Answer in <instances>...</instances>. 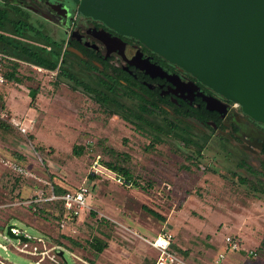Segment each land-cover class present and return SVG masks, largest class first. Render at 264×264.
I'll return each instance as SVG.
<instances>
[{"label": "rangeland", "instance_id": "rangeland-1", "mask_svg": "<svg viewBox=\"0 0 264 264\" xmlns=\"http://www.w3.org/2000/svg\"><path fill=\"white\" fill-rule=\"evenodd\" d=\"M17 77L18 82L0 84V123L8 125H0V232L15 225L92 264H155L156 252L147 240L160 232L171 233L177 264H212L219 252L225 253L223 264H264V194L252 189L264 180L259 157L222 138L203 137L197 130H209L192 120L187 124L203 145L199 153L174 135L140 129L109 114L57 70L21 62ZM31 90L37 91L33 97ZM14 159L26 174L14 175L9 166ZM115 159L141 187H126L111 177L103 162ZM80 185L89 189V207L64 230L36 204H16L37 195L39 188L50 193L56 186L73 190ZM226 235L237 238L243 252L227 251ZM94 237L108 242L99 255L89 244ZM0 243L7 245L0 247L2 262L33 261L1 234ZM63 257V264H83L67 251ZM44 262L52 264L48 258Z\"/></svg>", "mask_w": 264, "mask_h": 264}, {"label": "water", "instance_id": "water-1", "mask_svg": "<svg viewBox=\"0 0 264 264\" xmlns=\"http://www.w3.org/2000/svg\"><path fill=\"white\" fill-rule=\"evenodd\" d=\"M72 1L78 13L137 39L264 124V0ZM12 226L6 234L25 240Z\"/></svg>", "mask_w": 264, "mask_h": 264}, {"label": "flooded vegetation", "instance_id": "flooded-vegetation-1", "mask_svg": "<svg viewBox=\"0 0 264 264\" xmlns=\"http://www.w3.org/2000/svg\"><path fill=\"white\" fill-rule=\"evenodd\" d=\"M0 1L21 9L30 22L42 25L52 37H66L69 48L90 61L92 70L107 66L130 83L145 86L163 110L170 114L181 112L179 117L184 122L190 124L192 120L208 129V133L197 130L203 137L222 138L250 156L259 157L264 172V124L243 113L237 103L201 84L137 39L78 13L72 0Z\"/></svg>", "mask_w": 264, "mask_h": 264}, {"label": "trees", "instance_id": "trees-1", "mask_svg": "<svg viewBox=\"0 0 264 264\" xmlns=\"http://www.w3.org/2000/svg\"><path fill=\"white\" fill-rule=\"evenodd\" d=\"M0 51L13 58H5L3 61L2 71L6 80L19 81L17 72L19 63L21 62L38 66L46 71L57 70L60 77L67 78L72 81L75 87L91 95L95 102L108 110L109 114H116L134 123L140 129L147 128L158 134L174 135L184 145L195 146L198 153L203 148V145L191 136L188 124L179 117V114H182L181 112H175V114L166 112L160 107L159 103L155 100V96L145 86L130 83L128 79L122 77L116 70L110 71L107 66L102 70H92L90 61H84L74 53V50L69 48L67 39L52 37L45 31L42 25L30 22L21 9L8 3H2L1 1ZM0 125L8 128L7 124L0 123ZM78 149L80 147L74 146L73 152L79 154ZM17 158L23 159L19 155H17ZM13 161L15 164L21 166L15 159ZM103 164L109 170L121 175L126 181L131 182L133 187H141L129 169L117 159L103 162ZM243 164L244 161H241L240 165ZM261 174L264 175V172H261ZM14 175L19 176L20 173L14 171ZM252 189L264 194V180H259L258 183L252 185ZM39 190L42 191L44 196L49 195V192L44 193L42 188L37 189V191ZM52 191L55 194H62L70 191V189L56 186L55 189L52 188ZM17 193L19 194V191ZM36 197L37 195L30 196L26 202L18 201L16 204L19 206L22 204L25 206L36 204L42 210V215L47 216L51 214L57 218L56 225L61 230L60 223L63 220L61 202L35 200ZM40 202L41 204L44 203L45 206H41ZM50 206L57 208L55 213L49 209ZM144 208L152 216L163 219L153 209ZM83 211L81 212L82 214ZM78 217L67 223H76ZM69 240L77 244L76 241L70 238ZM89 244L97 255L101 254L108 247L107 241L96 237ZM170 250L172 251L171 246Z\"/></svg>", "mask_w": 264, "mask_h": 264}, {"label": "built area", "instance_id": "built-area-1", "mask_svg": "<svg viewBox=\"0 0 264 264\" xmlns=\"http://www.w3.org/2000/svg\"><path fill=\"white\" fill-rule=\"evenodd\" d=\"M13 59L9 57L5 53L0 51V84L6 82V79L3 74V61L4 59ZM41 69V68H38ZM10 163V162H9ZM9 166L16 172L20 174H26V170L15 163H10ZM111 177L119 184L125 185L126 187H131L132 183L126 181L121 175L116 174L113 171H110ZM47 183V182H46ZM37 197L35 200H52V201H60L61 206L63 208V220L60 223L61 230L65 227L67 222L75 219L79 216V214L84 210L88 209L89 203L88 198L90 197L89 189L85 185H80L73 190L66 191L62 194H55L52 189L49 195L43 197V193L41 190L36 192ZM31 202V201H28ZM11 232L14 235H23L25 240L18 239V243L14 244L11 241V237L6 234V232H0L4 239L10 242V246L18 251L19 253L26 254L29 258H33V261L30 264H45L44 259L48 258L52 264H63L65 261L63 257V253L67 251L69 255L74 259L78 260L83 264H89L86 260L77 256L73 252L66 250L65 248L60 247L59 245H51L48 246L45 239L41 236L34 237L31 236L26 231H22L17 226H12ZM171 233L169 232H160L154 238L147 240L149 245L155 250V264H177L179 263V259L176 256L175 252L170 250L171 245ZM224 246L225 249L229 252L241 253L242 248L240 246L239 240L231 235H226L224 237ZM0 247L4 250L7 249L6 244L0 243ZM62 253V255H60ZM33 256V257H32ZM225 260V253L219 252L212 264H223ZM2 264H7L6 262H2Z\"/></svg>", "mask_w": 264, "mask_h": 264}, {"label": "crops", "instance_id": "crops-1", "mask_svg": "<svg viewBox=\"0 0 264 264\" xmlns=\"http://www.w3.org/2000/svg\"><path fill=\"white\" fill-rule=\"evenodd\" d=\"M35 67L40 68V67H38V66H35ZM41 69H43V68H41ZM35 95H36V93H35ZM35 95H34V96H35ZM95 262H96V261H95ZM88 263H89V262H88ZM89 264H92V263H89ZM96 264H97V263H96Z\"/></svg>", "mask_w": 264, "mask_h": 264}]
</instances>
